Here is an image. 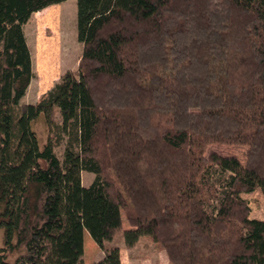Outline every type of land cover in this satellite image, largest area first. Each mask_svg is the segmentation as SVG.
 <instances>
[{"label": "trees", "instance_id": "16d2710c", "mask_svg": "<svg viewBox=\"0 0 264 264\" xmlns=\"http://www.w3.org/2000/svg\"><path fill=\"white\" fill-rule=\"evenodd\" d=\"M63 1L0 0V264H83L84 232L93 264H121L117 234L170 264H264V219L241 197L264 195V0H76V75L19 108L24 24L49 9L60 40Z\"/></svg>", "mask_w": 264, "mask_h": 264}, {"label": "rangeland", "instance_id": "374dc122", "mask_svg": "<svg viewBox=\"0 0 264 264\" xmlns=\"http://www.w3.org/2000/svg\"><path fill=\"white\" fill-rule=\"evenodd\" d=\"M54 5L53 7L59 9L58 12H60L58 19L60 21V40L58 36L53 33V30L48 24L43 21V17L49 12V9L35 12L24 24L23 29L32 57L34 76L31 78L25 95L18 103L19 108L26 106L27 103H36L43 93L61 80L63 75L69 73L75 76L77 73L82 43L77 40L75 20L76 0H65ZM57 107L58 106H56L53 112V118L57 122H60V114L58 113ZM32 127L39 140V146H41L49 135L45 118L40 116V118L32 124ZM63 148V141L53 148L60 159H62ZM208 151H217L224 155L233 154L242 162L245 160V147L241 145L216 143L209 145L206 152ZM92 178L93 174L91 172L82 171V183L84 185L89 184ZM241 197L248 201L251 218L256 217L264 219V195L259 189H255L253 192H242ZM117 235L120 236V234ZM143 238L146 239L143 243H146V241L150 242L151 240H149V238L147 239L145 236ZM1 243L2 233H0V246ZM143 243L139 244L135 252L130 253L135 256V258L131 257L132 260L133 258L137 260L136 254L141 253V251H138L141 246L144 251ZM144 255H147V253ZM148 256L144 257V261L147 262V264H155L153 261L154 258ZM157 258L156 264H170L167 258L163 257L160 259L158 256Z\"/></svg>", "mask_w": 264, "mask_h": 264}, {"label": "crops", "instance_id": "0c3cea01", "mask_svg": "<svg viewBox=\"0 0 264 264\" xmlns=\"http://www.w3.org/2000/svg\"><path fill=\"white\" fill-rule=\"evenodd\" d=\"M127 227H129V225L127 224V222H125L123 220L122 222V228L125 230ZM144 236H140L138 238V241L128 247L125 245L124 240L122 239V236L120 234V236L115 235V237L112 239L113 241H111L112 245H117L119 247V252H120V263L121 264H147V262L144 261V257H152L154 258V262L155 264L157 263V256L161 259V258H167L166 252L165 250H159L156 248V245L154 242H152V240L146 241V243H143L144 240H146L145 238H143ZM148 239V238H147ZM83 242H84V249H83V253H84V257H83V264H93L94 261L100 259L103 257L104 253L101 251V249L99 248V246L96 244L95 241H93L90 236L88 235L87 232H84V236H83ZM143 243V248L144 251L142 250V246L141 248H139L138 251H141V253L136 254V258L134 255L130 254L131 252H135V249L139 246V244ZM130 249V250H129ZM147 252H146V251ZM145 253H147V255H144ZM131 257H134L133 260L131 259Z\"/></svg>", "mask_w": 264, "mask_h": 264}]
</instances>
